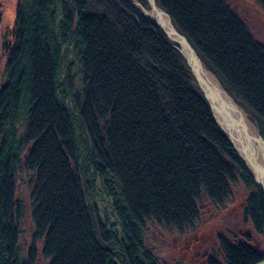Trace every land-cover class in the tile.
<instances>
[{
	"label": "trees",
	"instance_id": "16d2710c",
	"mask_svg": "<svg viewBox=\"0 0 264 264\" xmlns=\"http://www.w3.org/2000/svg\"><path fill=\"white\" fill-rule=\"evenodd\" d=\"M255 1L264 11V0ZM155 2L264 139L263 45L222 0ZM89 3H16L0 85V264H34L37 240L45 264H164L145 243L146 220L193 229L202 190L223 208L240 187L242 221L263 241L264 191L216 123L178 44L132 5L127 13L113 3L89 11ZM68 50L80 92L72 93L69 69L59 81ZM22 170L33 174L34 225L23 259L15 196ZM95 179L115 223L92 200ZM218 237L223 264L264 260L248 236Z\"/></svg>",
	"mask_w": 264,
	"mask_h": 264
},
{
	"label": "rangeland",
	"instance_id": "374dc122",
	"mask_svg": "<svg viewBox=\"0 0 264 264\" xmlns=\"http://www.w3.org/2000/svg\"><path fill=\"white\" fill-rule=\"evenodd\" d=\"M18 0H0L1 24H0V85L6 81L5 61L6 53L3 44L8 40L7 31L11 30L14 24L15 7ZM109 0H90L89 11H102L106 8ZM230 7L242 20L247 30L254 40L264 47V11L255 0H222ZM124 7V6H123ZM144 7V6H143ZM136 8V7H135ZM145 8H148L145 7ZM128 13L129 8L125 7ZM137 9V8H136ZM138 10V9H137ZM69 69V71H68ZM67 71L72 77V93L80 92L82 87L81 74L77 57L73 51L66 53L59 73V81H62ZM68 101V105H69ZM33 183V174L22 170L17 173L15 184V196L22 203V216L20 220L21 233L19 236V257L25 258L28 249L33 242L34 225L31 219L32 199L31 189ZM200 199L197 201L199 206V219L193 229H185L178 233L176 229H164L157 226L153 221L146 220V232L144 235L145 243L151 247L164 264H203L200 263L201 257L193 254V249L185 250V243L195 244L203 237L207 242V248L216 257L215 251L219 247V235L231 240L230 234H241L243 238H249L256 247L264 250V240L262 241L250 228L242 221L241 207L243 205L244 195L239 187L234 191V196L223 208L214 207L205 198L202 190ZM204 194V195H203ZM92 200L103 219H108L109 223H115V216L112 213L108 197L98 179H95L94 191L91 194ZM246 235V236H245ZM195 238V239H194ZM198 239V240H197ZM37 258L34 264H45L41 254L42 241H36ZM223 264V259L218 255L217 259Z\"/></svg>",
	"mask_w": 264,
	"mask_h": 264
},
{
	"label": "water",
	"instance_id": "95a60500",
	"mask_svg": "<svg viewBox=\"0 0 264 264\" xmlns=\"http://www.w3.org/2000/svg\"><path fill=\"white\" fill-rule=\"evenodd\" d=\"M129 1L145 17L155 21L170 42L178 44V50L186 60L216 123L232 143L245 169L264 191V139L258 128L226 92L217 77L206 69L187 39L175 29L169 15L157 6L155 0H146L148 8L137 0ZM204 73L211 78L214 86L205 80ZM256 264H264V260Z\"/></svg>",
	"mask_w": 264,
	"mask_h": 264
},
{
	"label": "flooded vegetation",
	"instance_id": "af4514ba",
	"mask_svg": "<svg viewBox=\"0 0 264 264\" xmlns=\"http://www.w3.org/2000/svg\"><path fill=\"white\" fill-rule=\"evenodd\" d=\"M107 3H113L117 9L123 11L126 10L125 7L129 8L130 5L134 7V5L131 4L129 0H109ZM206 245L207 242L205 241V239L203 237H200L199 241H196L195 244L189 245V242H186L184 247L186 251H190L191 249H193V254L201 257L200 263L208 264L211 258L212 259L214 258L216 260L218 259L219 247L216 249L215 251L216 257H214V255L209 251Z\"/></svg>",
	"mask_w": 264,
	"mask_h": 264
},
{
	"label": "bare ground",
	"instance_id": "6f19581e",
	"mask_svg": "<svg viewBox=\"0 0 264 264\" xmlns=\"http://www.w3.org/2000/svg\"><path fill=\"white\" fill-rule=\"evenodd\" d=\"M152 13H153V12H152ZM203 75L205 76V80L208 81V82L210 83L211 86H214V84H213L211 78H210L207 74H205V73H204Z\"/></svg>",
	"mask_w": 264,
	"mask_h": 264
}]
</instances>
